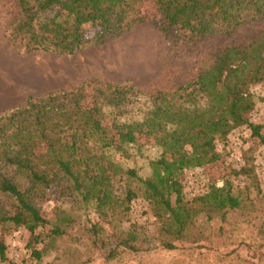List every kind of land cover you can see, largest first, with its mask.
<instances>
[{
  "label": "trees",
  "instance_id": "trees-1",
  "mask_svg": "<svg viewBox=\"0 0 264 264\" xmlns=\"http://www.w3.org/2000/svg\"><path fill=\"white\" fill-rule=\"evenodd\" d=\"M145 3L156 14L157 21L150 22L161 34L186 44L228 37L264 20V0H11L8 40L25 53L69 56L115 40L147 21L141 10ZM261 82L264 31L245 44L218 50L194 78L168 91L144 95L128 82H101L93 85L88 107L82 86L26 98L0 115V230L24 228L33 239L34 230L46 223L35 199L61 183L67 196L115 227L137 196L128 187L122 197L113 194L115 178L125 175L149 207L156 223L154 241L161 249L222 245L221 225L241 208L239 193L224 179L220 186L209 183L204 192L180 205L184 176L218 160L216 142L235 129L244 127L264 146L260 126L249 122L254 105L249 89ZM139 137L151 139L159 149L158 158L148 162L145 178L119 164V159L130 157ZM243 167L233 175L252 172ZM212 222L218 224L215 233ZM201 225L209 227L202 230ZM89 231L93 243L103 233L97 224ZM51 234L65 233L54 226ZM112 245L105 262L118 252L140 250L135 227L113 238ZM4 251L0 237V261H5ZM31 254L36 259L40 255Z\"/></svg>",
  "mask_w": 264,
  "mask_h": 264
},
{
  "label": "rangeland",
  "instance_id": "rangeland-1",
  "mask_svg": "<svg viewBox=\"0 0 264 264\" xmlns=\"http://www.w3.org/2000/svg\"><path fill=\"white\" fill-rule=\"evenodd\" d=\"M141 10L148 20L117 39L88 46L69 56H55L25 53L10 43L7 32L14 9L11 0H0V115L21 106L28 97L80 86L85 93L83 104L88 107L93 85L101 82H128L144 95L168 91L194 78L212 62L218 50L245 44L252 35L264 31L263 20L244 25L228 37H205L186 44L161 34L158 26L150 22L157 21V16L148 3ZM249 91L254 102L249 122L260 126L264 135V82L251 86ZM131 114L139 117L134 109ZM216 150L220 154L218 160L186 171L179 204H187L192 196L204 192L209 183L220 186L224 179L231 181L233 191L239 193L241 208L229 213L221 225L222 245L203 243L202 248L185 251L161 249L154 241L156 223L139 195L138 186L120 175L113 182V194L122 197L128 187L137 196L129 202L125 218L116 222L115 227L67 196L64 183L53 184L35 199L46 223L34 230L33 239L24 228L0 230L5 245V261L0 264H264V167L257 166L258 161L264 163V146L242 127L217 141ZM129 153L130 157L119 159V164L145 178L149 174L148 162L158 158L159 149L151 139L139 137ZM241 167H251L252 172L234 176L233 172ZM170 202L174 203V196ZM93 224L103 229L95 243L89 231ZM54 226L65 234L52 236ZM133 226L140 250L118 252L105 262L113 238L124 236ZM206 226L201 225L202 230ZM217 227L216 222L210 224L214 233ZM32 251L40 253L38 259L32 256Z\"/></svg>",
  "mask_w": 264,
  "mask_h": 264
},
{
  "label": "built area",
  "instance_id": "built-area-1",
  "mask_svg": "<svg viewBox=\"0 0 264 264\" xmlns=\"http://www.w3.org/2000/svg\"><path fill=\"white\" fill-rule=\"evenodd\" d=\"M236 161L239 162L240 159L236 157ZM257 166H262V167H264V163L261 162V161H258V162H257Z\"/></svg>",
  "mask_w": 264,
  "mask_h": 264
}]
</instances>
